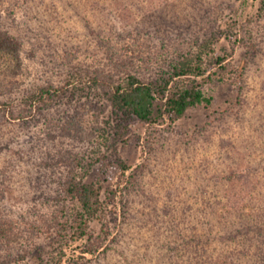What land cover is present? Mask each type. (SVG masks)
Masks as SVG:
<instances>
[{"label":"trees","instance_id":"1","mask_svg":"<svg viewBox=\"0 0 264 264\" xmlns=\"http://www.w3.org/2000/svg\"><path fill=\"white\" fill-rule=\"evenodd\" d=\"M93 1L97 2H89ZM261 2L263 15L264 0ZM24 3L29 5V0H0V112L5 124L34 120L40 123L39 145L48 147L40 164L53 183L40 194L42 183L38 179L32 188L37 197L31 198L30 206L19 213L0 209V264H31V259L35 264H102L114 250L112 244L120 241L124 223L132 221L130 218L136 214L143 216L135 218L138 232L148 229L156 233L163 227L160 224L167 223L166 230L159 231L157 240L150 245L154 248L158 243L153 254L156 258L147 254L152 264H264L263 122L258 124L257 135L245 138L241 144L247 166L242 164L241 150L231 153V139H224L219 145L223 150L217 151L221 155L209 162L206 195L201 190L187 189L176 192V196L171 192L161 209L160 199L155 198L153 207L146 208L149 210L134 211L130 199L141 194L140 189L145 192L140 177L150 163L132 170L119 153V145L133 137L135 121L148 125L149 149L155 154L153 141L159 131L173 128V122L191 107L213 102L205 86L234 81L240 90L244 89L248 83L247 59L254 56L256 45L247 49L249 56L239 66L228 50L219 52L221 32H194L185 42L168 35L149 36L139 28L137 34L119 30L107 20L103 25L108 27L99 30L97 36L99 59L87 63L81 46L57 50L60 65L67 71L64 81L47 79L19 103L16 93L25 89L27 62L36 58L39 48L30 46V40L18 30L29 25L30 16L19 14L20 9L27 10ZM124 9L115 10L119 19L121 15L127 19ZM41 17L37 12L33 18ZM90 23L86 18V24ZM242 93L239 103L245 100ZM72 96H79L73 105L80 106H72L73 111L57 116L49 114L53 108L69 104ZM238 121L243 127L244 117ZM166 123L165 128H160ZM228 158L232 162L227 165ZM108 162L117 164L122 174L118 188L104 198V186L88 177L96 164ZM246 194L248 200L258 201V213L245 209L239 212L256 220L230 224L227 214L235 206L239 210ZM4 195L2 189L0 198ZM193 200L205 210L208 207L209 220L201 225L203 230L186 223L187 229L195 233L192 238L184 237L183 222L173 215L178 211L169 207V202L180 203L183 215L194 206ZM110 205L114 207V224L109 218ZM44 238L48 244L42 243ZM76 242L80 243L77 249L81 253L66 257L68 246ZM138 260L135 261L139 264L143 258Z\"/></svg>","mask_w":264,"mask_h":264},{"label":"rangeland","instance_id":"2","mask_svg":"<svg viewBox=\"0 0 264 264\" xmlns=\"http://www.w3.org/2000/svg\"><path fill=\"white\" fill-rule=\"evenodd\" d=\"M89 1L29 0V5L24 3L27 10L25 12L22 8L19 14H26V18L30 16L29 25L19 27L18 30L30 40V46L39 48L36 58L27 62L28 71L23 83L25 89L16 93L19 103L25 100L30 90L47 79L64 81L67 71L60 65L62 60L58 57L57 50L81 46L82 58L87 63L95 62L99 56L96 55L99 51L97 36L99 30L108 27L103 25L107 20L110 26H116L119 30H129L137 34L136 30L139 28L149 33V36L162 38L168 35V38L185 42L194 36V32H221L217 44L219 52L228 50L232 60L239 66L249 56L247 49L256 45L254 56L247 59L246 87L240 90L239 83L234 81L205 86L207 93L213 96V102L210 105L191 107L183 117L173 122V128L159 131L153 141L157 148L155 154L149 149L151 142L148 140V125L140 121L133 124V137L127 143L119 145L120 155L132 170L138 169L145 162L150 163V167L145 169L140 177L145 192L140 189L141 194L133 195L130 199L137 213L153 207L155 198L160 199L158 208L161 209L166 204L164 201L169 200L171 192L176 196V192L187 189L190 192L201 190L206 195L209 190V162L221 155L220 152L217 153L218 150H223V147L219 146L220 142L231 139V153L241 150L243 155L244 148L241 144L245 143V138L257 135L255 131L259 128L258 124L264 123V14L262 15L260 9L262 0H121L125 3L117 0ZM37 2L43 4L38 6ZM120 9L125 10L127 19L124 15H121L120 19L115 15V10L119 12ZM37 12L42 15L40 20L33 18ZM86 18L91 22L89 25L86 24ZM241 92H244L242 95L245 97L243 103L237 102ZM78 97H69L72 98L69 104L59 105L49 114L57 116L67 110L73 111L74 106H80L73 105ZM66 100L68 98H65ZM240 116L245 120L243 127L239 125ZM3 120L0 112V194L2 189L5 194L4 198H0V209L16 214L27 209L31 198L37 197L32 188L36 186L38 179L40 184L42 183L40 194L45 188L49 189L53 181L51 176L44 173L43 165L40 164L48 148L46 145H39L42 141L38 137L40 123L34 120L5 124ZM168 123L160 128H165L163 126ZM235 144L240 148H235ZM71 145L70 143L69 146ZM247 161L248 158L244 159L243 155V166H247ZM226 162L228 165L232 161L228 158ZM121 174L122 169L115 163H98L88 179L100 182L104 186L103 197L107 198L109 192L120 185ZM29 181H32L33 186ZM234 190H238V186H235ZM248 192L250 193L251 189ZM243 200L239 210L235 206L227 214L230 224L256 220L244 213L240 214L239 211L245 209V212L258 213L257 208L255 210L258 201L248 200L247 194ZM174 202L170 201L169 207L173 206ZM195 202L193 200L194 206L183 215L180 203L171 206L178 211L173 215L183 222L184 237L192 238L195 233V230L187 229L186 223L191 222V226L203 230L204 226L201 225H205L209 220L208 207L205 210L201 204ZM109 209V218L114 224L113 205H110ZM220 211L223 212V209ZM191 212L193 214L189 217ZM136 216L139 219L143 217L138 214L135 217L130 216L132 221L124 223L120 241L118 239L112 244L114 250L110 252L109 257L102 260V264H138L135 260L139 261L138 258L141 257L143 261L139 264L153 263L152 259L156 258L153 254L158 243L154 248L150 245L152 240H157L159 231L166 230L167 223L160 224L163 227L160 230L158 228L156 233L148 229L138 232V225L134 224ZM131 223L133 227L130 226ZM47 242L44 238L42 243ZM78 244L80 243L76 242L68 246L66 257L81 253L77 249ZM147 254H150L152 259H147ZM87 256L92 257V254ZM30 263L35 264V260L31 259Z\"/></svg>","mask_w":264,"mask_h":264}]
</instances>
